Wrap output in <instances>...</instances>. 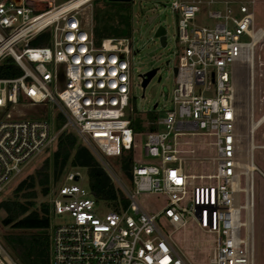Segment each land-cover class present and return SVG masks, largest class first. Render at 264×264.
Returning <instances> with one entry per match:
<instances>
[{"label": "built area", "instance_id": "obj_1", "mask_svg": "<svg viewBox=\"0 0 264 264\" xmlns=\"http://www.w3.org/2000/svg\"><path fill=\"white\" fill-rule=\"evenodd\" d=\"M71 0H0V63L10 58L21 69L14 77H0V197L17 183L30 163L55 147L64 130H72L128 200L111 208L96 200L79 171H66L51 188L49 205V264H191L177 249L161 221L173 228L188 220L214 235L207 264H255L254 172H264L253 160V129L246 160L238 156L240 135L234 74L248 73L253 122L255 46L264 27L254 24L253 1L173 0L178 14L176 41L180 46L165 116L151 123L154 130L135 132L128 37L95 35L92 21L80 7L63 9ZM205 7L209 24H197ZM221 6V8L219 7ZM46 33L44 45L30 41ZM248 37L243 40L242 37ZM143 80V77H142ZM27 101V102H22ZM36 107L34 117L17 107ZM57 110L60 126L49 118ZM39 110V111H38ZM16 112V113H15ZM57 121V119H55ZM264 121V114L255 122ZM165 130L158 131V125ZM203 133L212 138L215 169L206 183L193 184L198 175L185 172L183 136ZM144 134L142 157L136 158L138 136ZM133 151L129 186L106 163ZM247 164L255 168L248 171ZM140 193L164 195L157 212L137 202ZM100 203L107 210L100 213ZM55 215L67 221L53 223ZM0 264H18L0 241Z\"/></svg>", "mask_w": 264, "mask_h": 264}, {"label": "rangeland", "instance_id": "obj_2", "mask_svg": "<svg viewBox=\"0 0 264 264\" xmlns=\"http://www.w3.org/2000/svg\"><path fill=\"white\" fill-rule=\"evenodd\" d=\"M64 1V0H59ZM173 0H130L131 10L128 13L121 2L110 0H90L79 8L82 17L92 21L93 27L98 37H128L131 42L132 57L130 70V95L132 97V109L128 110L131 117H140L142 125L150 124L151 112L155 119L165 116L171 104L166 101L165 95L170 94L173 87L174 71L177 64L178 51L180 46L176 41L178 14L171 10L170 4ZM253 1L254 24L264 27V0H242ZM221 8V6H219ZM155 15L150 23L149 17ZM197 24H209L205 17V7L196 17ZM162 25L166 30L165 45H161L159 37L154 35L155 29ZM248 40V37H242ZM255 74H254V101H253V122L250 120L251 102L248 93V73L245 66H239L234 74V81L237 93V105L239 108L237 132L240 135L238 156L242 161L246 160V151L250 147V130L253 129V160L255 164L264 172V121L256 124L257 119L264 114V38L255 46ZM150 69H156V73L149 82L142 85V74ZM22 102H27L23 101ZM36 107L29 105L19 106L17 110L24 112L28 117H34L37 113ZM39 111V110H38ZM16 113V112H15ZM48 117L52 119L57 116L54 107H48ZM149 116V117H148ZM58 117V116H57ZM57 117L55 119H57ZM148 118V119H147ZM53 120L56 124V120ZM62 120V121H60ZM58 122H63L60 119ZM158 131L165 130L164 125L156 127ZM72 131V130H70ZM147 132V129L141 131ZM80 142L81 139L78 138ZM145 140L144 134L138 136V147L135 149L136 158L153 160L152 157H142V146ZM212 138L203 133L183 136L181 138V155L184 158L185 172L198 175L193 180V184L206 183L210 181L208 175L215 169V152ZM55 147L46 151L36 158L21 176L20 180L27 175L34 174L42 165L45 159H50ZM116 157H105L106 163L118 175H120L127 186L128 180L119 169ZM73 168H68L66 171ZM82 176L81 184L88 185L87 174L84 168L74 167ZM64 171L57 180L50 183L49 189L61 184L64 180ZM19 180V181H20ZM18 181V182H19ZM17 182V183H18ZM17 183L13 184L0 197L4 199L15 198L14 189ZM39 189V186H36ZM47 196L38 194L34 207L38 208L39 203L46 201ZM138 204L148 213L157 212L166 203V198L161 194L140 193L136 196ZM98 210L103 213L107 210L104 203H100ZM254 261L255 264H264V179L254 172ZM5 212L0 208V241L8 253L16 260L11 247L6 243L3 236L12 230L9 226L1 224ZM161 221L168 230H173L172 238L177 249L185 256L191 264H207L211 249L214 246V235L207 233L189 220L185 226L173 228L161 216ZM66 216L55 215L52 217L53 223H63L67 221Z\"/></svg>", "mask_w": 264, "mask_h": 264}, {"label": "trees", "instance_id": "obj_3", "mask_svg": "<svg viewBox=\"0 0 264 264\" xmlns=\"http://www.w3.org/2000/svg\"><path fill=\"white\" fill-rule=\"evenodd\" d=\"M124 9L129 13L131 4L121 2ZM95 31V30H94ZM95 35L98 37L95 31ZM46 33L37 35L30 41L32 46L44 45ZM21 74V69L6 58L0 63V77H14ZM149 117V116H148ZM61 116L57 117V125L60 126ZM131 126L135 132L145 129L154 130L155 116L151 112L150 124L142 125L140 117H131ZM148 119V118H147ZM62 121V120H60ZM119 169L124 177L130 178L133 161V151H124L116 157ZM80 167L86 170L88 188L90 194L98 201H104L108 206L118 209L119 204L126 206L128 200L125 195L115 187L108 173L101 163L93 155L90 149L78 140V136L69 129L64 130L58 136L55 149L50 159H45L34 174L21 179L15 189V198L0 201V208L5 212L1 224L9 226L11 232L3 238L11 247L18 264H49V205L47 201L34 207L38 194L47 196L50 183L68 168ZM39 186V189H36Z\"/></svg>", "mask_w": 264, "mask_h": 264}, {"label": "water", "instance_id": "obj_4", "mask_svg": "<svg viewBox=\"0 0 264 264\" xmlns=\"http://www.w3.org/2000/svg\"><path fill=\"white\" fill-rule=\"evenodd\" d=\"M113 2H129L130 0H110ZM155 18V15H152L149 17L148 21L151 23L153 19ZM154 35L156 37H159L161 45H165L166 42V30L165 27L162 25H159L154 32ZM173 71H176V68H173ZM156 73V69H150L146 71L145 73L142 74L143 80H142V85L145 86L149 80L152 78V76Z\"/></svg>", "mask_w": 264, "mask_h": 264}, {"label": "bare ground", "instance_id": "obj_5", "mask_svg": "<svg viewBox=\"0 0 264 264\" xmlns=\"http://www.w3.org/2000/svg\"><path fill=\"white\" fill-rule=\"evenodd\" d=\"M90 0H71L63 5V9H72L76 7H81L82 5L86 4ZM255 166L251 164H247L248 171L254 169Z\"/></svg>", "mask_w": 264, "mask_h": 264}, {"label": "crops", "instance_id": "obj_6", "mask_svg": "<svg viewBox=\"0 0 264 264\" xmlns=\"http://www.w3.org/2000/svg\"><path fill=\"white\" fill-rule=\"evenodd\" d=\"M95 30V29H94Z\"/></svg>", "mask_w": 264, "mask_h": 264}]
</instances>
